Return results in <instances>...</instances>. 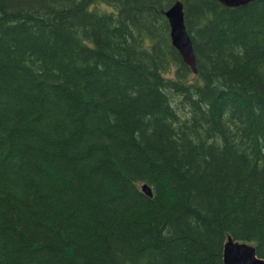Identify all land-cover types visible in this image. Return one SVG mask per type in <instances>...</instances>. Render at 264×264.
Segmentation results:
<instances>
[{
    "label": "trees",
    "instance_id": "trees-1",
    "mask_svg": "<svg viewBox=\"0 0 264 264\" xmlns=\"http://www.w3.org/2000/svg\"><path fill=\"white\" fill-rule=\"evenodd\" d=\"M175 1L0 0V264L264 258V0H179L195 74Z\"/></svg>",
    "mask_w": 264,
    "mask_h": 264
},
{
    "label": "water",
    "instance_id": "water-1",
    "mask_svg": "<svg viewBox=\"0 0 264 264\" xmlns=\"http://www.w3.org/2000/svg\"><path fill=\"white\" fill-rule=\"evenodd\" d=\"M215 1L224 7L233 9L247 5L254 0ZM163 14L169 23L171 45L179 52L182 61L191 68L193 73H196L195 55L191 39L184 25L182 2L176 1ZM141 188L147 195L151 196V189L146 184H143ZM223 264H264V258L256 255L255 248L251 243L234 240L231 236H227L223 245Z\"/></svg>",
    "mask_w": 264,
    "mask_h": 264
}]
</instances>
